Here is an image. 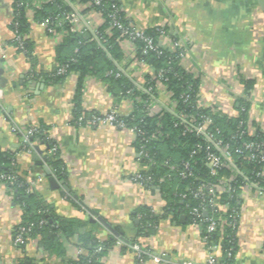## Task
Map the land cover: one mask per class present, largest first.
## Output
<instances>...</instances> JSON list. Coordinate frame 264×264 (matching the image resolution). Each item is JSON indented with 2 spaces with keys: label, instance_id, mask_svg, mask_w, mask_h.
Returning <instances> with one entry per match:
<instances>
[{
  "label": "crops",
  "instance_id": "0c3cea01",
  "mask_svg": "<svg viewBox=\"0 0 264 264\" xmlns=\"http://www.w3.org/2000/svg\"><path fill=\"white\" fill-rule=\"evenodd\" d=\"M65 1L80 15L77 28L92 31L104 23L102 16L80 0ZM13 2L0 0V69L7 79L0 82V153L20 149L28 130L48 127L46 140L31 138L30 151L20 153V173L54 215L102 225L91 222L92 210L121 233L127 242L102 225L99 237L117 240L103 264H206L211 255L219 256V247L207 245L202 228L190 224L186 213L170 207V199L159 186L136 181L144 168L135 133L113 125L97 128L73 123L79 75L71 74L63 83L44 77L59 69L56 49L69 31L51 33L43 22L34 21L30 10L26 39L32 44V58H27L13 44ZM119 4L133 28L145 32L164 27L170 42L185 44L188 52L181 66L199 80L203 107L238 117L247 105L248 122L264 131V4L260 0H119ZM120 45L124 56L118 68L138 88L148 79L160 78V72L135 58V45ZM156 87L158 96L147 108L151 117L161 116L170 106L167 87L161 83ZM81 94V107L87 113L106 114L118 107L119 114L127 116L141 101L139 95L117 101L108 85L94 76L85 77ZM50 144L57 148L65 177L48 163ZM44 167L60 184L59 189L51 187ZM240 199L233 264H264V200L249 189L242 190ZM142 207L150 208L159 223L153 235L140 238V252L134 247L138 246L136 215ZM21 222L22 211L12 191L1 184L0 264H19L26 257L38 264H67L83 252L77 238L63 239V256L46 252L36 238L22 250L14 244V231ZM143 252L146 259H142Z\"/></svg>",
  "mask_w": 264,
  "mask_h": 264
},
{
  "label": "trees",
  "instance_id": "16d2710c",
  "mask_svg": "<svg viewBox=\"0 0 264 264\" xmlns=\"http://www.w3.org/2000/svg\"><path fill=\"white\" fill-rule=\"evenodd\" d=\"M70 1L75 2L76 0ZM88 1L80 0L84 4ZM38 4L41 5L40 8L36 7ZM13 9L15 18L11 29L16 36L13 44L19 47V51L23 52L27 58H32V44L26 39L31 26L28 18L30 10L34 11L35 22L49 20L50 28L55 32L69 31V35L56 49L58 68L64 67L65 72L60 74L59 69H56L54 73L44 75V77L46 81L63 83L69 75H79L78 90L74 100L73 123L75 125H88V122L94 117L103 116L100 113H87L81 107V89L87 76H94L105 82L117 101L124 98L133 99L138 95L141 97V101L136 103L132 113L127 116L118 115L117 121H122L128 128L135 129L136 148L138 152L144 149L148 155V158H140L143 168L147 167L141 173L144 185L147 187L159 186L170 199V207L186 213L189 216L190 224L193 223V217L190 215L192 208L208 206V202L212 198L206 188L207 184L216 183L221 178H229L234 173L237 175L232 182L233 189L219 193L215 198L220 205L227 206L228 209L224 211L208 206L207 216H205L217 220L216 232L209 236L206 241L207 245L219 247V259L222 264H233L238 249L240 194L248 182H260L261 187H264V178H258L256 175L264 167V163L251 162L236 153L237 147L244 142L264 140V131L258 128L254 136H249L246 133L239 137L241 132L248 128L247 105L238 117H229L216 108L200 106L199 80L183 69L177 53H172L168 48L160 45L161 31L159 27L144 32L147 37L154 39L159 46L158 50L148 51L147 54H144L145 42L136 39L134 41L135 58L152 67L157 73L163 71V76L153 80L147 78L148 81L144 87L153 89L150 94L138 88L118 68V64L121 65L124 56L120 45L124 37L122 30L116 27L112 28L110 14L118 10L122 24L133 29L119 0H104L101 6L90 7V9L100 12L104 20V23L97 28L96 34L90 30L82 33L72 32L71 25L66 20L62 21V25L57 23V18L74 12L65 0H14ZM163 30L167 34L166 29ZM17 37L22 41V48ZM118 73L120 76L117 75ZM157 83L166 86L172 94L171 100L175 103L176 113L196 118L206 115L213 119L210 131L216 140L229 145L237 173L221 168L215 176H212L210 168L207 166L208 150L205 139L197 136L196 132L186 131L181 120L170 109H165L161 116L151 117L148 115L149 104L158 96ZM47 131L48 127L39 126L31 136L32 140H46ZM49 146L52 148L54 145L50 144ZM212 149L214 150V148ZM25 150H28V147L23 143L21 148L16 151L0 153V185H6L12 191L14 203L22 211V222L14 231L17 232L22 227L25 229V244L19 248L24 250L27 244L36 238L39 239L40 247L43 250L53 255L63 256V239L77 238L78 247L83 252L77 260L67 264H103V259L117 244V240L101 239L99 233L104 230V227L97 223L91 224L76 217L54 215L53 211L43 202L42 197L31 188V184L20 173L16 154ZM48 163L56 173L65 177V168L57 153L49 157ZM185 164H189L188 171L184 170ZM182 172L186 174L185 177L182 176ZM7 177L13 179L8 180ZM201 187L204 189L203 198L196 196V192ZM68 198L71 199V195ZM136 218H139V225L135 244L142 249L140 238L153 235L159 220L148 207L140 208ZM199 226L202 228L204 236H207L208 222L200 223ZM141 256L142 259L147 258L144 252ZM19 264H38V262L26 257L20 259Z\"/></svg>",
  "mask_w": 264,
  "mask_h": 264
},
{
  "label": "built area",
  "instance_id": "2783aa9c",
  "mask_svg": "<svg viewBox=\"0 0 264 264\" xmlns=\"http://www.w3.org/2000/svg\"><path fill=\"white\" fill-rule=\"evenodd\" d=\"M53 1V0H49ZM104 0H89L88 3H86L87 6L92 7V6H101ZM96 14L99 16H102L100 12L94 10ZM80 15L77 13V11H74L72 13H67L64 14L63 17L57 18V23L59 25H62L64 20L68 21L69 24L71 25V31L72 32H84L86 29H80L77 28V23L79 21ZM103 18V17H102ZM110 19H111V26L112 28L116 27L120 30H122L123 33V41L121 43L123 44H131L134 45V41L136 39H141L145 42V50L144 54H147L148 51H157L159 46L156 44L153 38L147 37L143 31L133 28L132 30L130 28H127L122 24L120 21L119 17V12L116 10L112 14H110ZM50 21L46 20L42 23V25L47 28L51 33H54V29L50 28ZM161 31V36L159 40H161V44L168 48V50L172 53H177L178 58H180L181 62H183L186 59L187 56V48L185 47V44L182 41H169L167 38L165 32H164V27H159ZM97 29H93L92 32L96 34ZM16 38V36H15ZM18 42L21 43V48H22V41L20 38L17 37ZM121 71V70H120ZM60 74L65 72L64 67H60L59 71ZM122 72V71H121ZM123 73V72H122ZM120 76V74H117ZM163 76V71L160 72L159 77L162 78ZM141 90H143L145 93L150 94L152 93V88H145V87H140ZM172 94L170 93V103L168 105V109L181 120L182 124L184 125L186 131L188 132H196L197 136L203 137L205 139V142L207 143V166L210 168V172L212 176H215L218 172L219 169L221 168H226L228 170L236 171V166L234 164L233 158H232V151L229 147V145L223 144L222 141L216 140L213 136V133L210 131V126L213 124V119L209 116L206 115H201L199 118H196L195 116H188L183 113H176L175 111V103L171 100ZM200 104V103H199ZM200 106H202L200 104ZM203 107V106H202ZM119 114V108L114 107L111 111H109L106 114H103L102 117L99 118H93L88 122V125L93 126V127H102L106 125H113L116 126L117 128L120 129H126L130 130L131 132L135 133V129L128 128L126 124L122 121H117V117ZM242 125V124H241ZM35 129L28 130L25 134L24 137V143L26 142L28 145V151L32 147V144H30L31 136L33 135ZM255 128L253 125H251L248 122V128L246 131L241 132V136L245 135L246 133L249 136H254L255 135ZM155 138V135H154ZM214 148V150L212 149ZM16 151V150H15ZM57 151V148L53 146L52 148L49 149L48 155L53 156ZM236 153L239 154L240 156H244L246 159L250 160L251 162H258V163H264V140H252V141H247L244 142L243 144H240V146L237 147ZM20 153L18 152L16 154L17 159L19 157ZM140 157L148 158V155L146 154L145 150L142 149L139 152ZM189 164L184 165V170L188 171L189 170ZM147 167H144V170H146ZM258 178H264V167L256 173ZM182 176H186L184 172H182ZM236 174L234 173L232 176L229 178H221L217 180L216 183H209L207 184L206 188H208L210 195L212 198L208 202V206L212 209L219 208L220 210L226 211L228 209L227 206L220 205L216 201V197L219 193H223L226 191H230L233 189L232 187V182L236 178ZM6 178V177H3ZM8 180H12V177H7ZM142 175L139 173L136 176V181H139L140 183H143L142 181ZM260 182H254V183H247L244 185L243 189L246 190H253L256 195L264 200V187H261ZM32 190V189H31ZM203 187H201L198 192H196V196L203 198L204 197V192H203ZM185 198V196H183ZM208 206H201V207H195L192 208L190 211V215L193 217V223L192 225L199 226L200 223L203 222H208V227H207V236H204V239L207 241L209 236L213 233L216 232L217 229V220L214 219L213 217L211 218H206L205 213L208 212L207 207ZM225 223V222H224ZM24 233L25 229L19 228L17 232H14V244L15 246L19 247L21 245L25 244V239H24ZM137 251L141 252V248L139 246L134 247ZM206 264H222L220 262L219 256L216 254H213L209 257L207 260Z\"/></svg>",
  "mask_w": 264,
  "mask_h": 264
},
{
  "label": "water",
  "instance_id": "95a60500",
  "mask_svg": "<svg viewBox=\"0 0 264 264\" xmlns=\"http://www.w3.org/2000/svg\"><path fill=\"white\" fill-rule=\"evenodd\" d=\"M262 4H264V0H260ZM4 72L3 70L0 69V82L2 84L7 82V79L3 76ZM36 150L38 151L39 154H41V151L38 147H36ZM34 159H37V156H34ZM37 164H43L42 162H38ZM44 170L46 172V176L48 177V180L51 184V187L53 189H59L60 188V184H58V182L56 181L55 177L52 175V173L50 172V170L47 167H44ZM62 186L63 188L69 192L70 189L64 184V182H62ZM90 213L92 214V218L90 219L91 222H100L102 225H104L112 234H114L116 237H119L122 241L127 242V240L121 236V233L118 232L117 230H115L104 218H102L101 216H99V214L95 211L89 210ZM205 216H207V212L205 213Z\"/></svg>",
  "mask_w": 264,
  "mask_h": 264
}]
</instances>
